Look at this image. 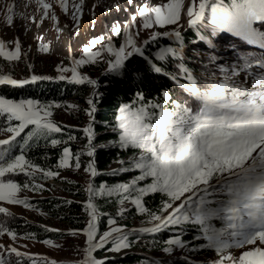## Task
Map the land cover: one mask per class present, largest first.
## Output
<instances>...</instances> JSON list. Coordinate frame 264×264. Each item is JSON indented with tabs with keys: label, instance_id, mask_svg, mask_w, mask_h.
Segmentation results:
<instances>
[{
	"label": "snow or ice",
	"instance_id": "obj_1",
	"mask_svg": "<svg viewBox=\"0 0 264 264\" xmlns=\"http://www.w3.org/2000/svg\"><path fill=\"white\" fill-rule=\"evenodd\" d=\"M34 2L40 8L41 24L44 19L59 23L55 13L57 4L78 24L85 5V0ZM125 2L134 9L126 24L116 22L110 34L91 39L83 48V56L73 59L72 67L57 69L61 73L58 79L96 89L98 82L78 71L81 66L102 61L108 72L122 76L130 58L139 56L152 73L170 80L173 89L164 88L151 99L137 92L133 100L119 105L114 122L108 126L115 139L103 145L96 142L95 127L101 93L93 91L84 109L88 123L80 129L86 144L76 152L71 143L77 137L71 132L66 139L54 138V134H64L66 128L72 127L52 119V109L62 107L61 104L0 95V118L7 125L0 128V134H10L0 139V214L13 216L4 204L32 208L28 198H21L20 193L43 191L45 186L36 183L38 178L65 179L60 170L83 167L90 177L84 205L89 218L84 228L68 232L70 236L86 238L82 259L74 264H106V258H97L94 253L101 249L120 253L133 246V237L139 242L144 235L155 236L166 231L173 235L159 242L164 254L171 255L178 249L211 253L203 259L184 255L185 264H264V0ZM16 8V0L5 6L9 26L14 23ZM185 25L199 33L198 40L191 43L206 42L208 53L186 49ZM141 30L149 35L139 41ZM222 33L255 50H242L232 43L228 46L232 55L219 62L221 58L212 37ZM113 35L122 43H114ZM163 38L172 43L161 44ZM13 43L14 50H9L0 39V57L5 61L21 59L19 39ZM153 44L156 48L149 51ZM48 50L47 44L39 45V51ZM66 72H71V76L63 75ZM51 79L54 77L36 74L16 79L12 74H3L0 67V85L23 87ZM41 141L52 147L63 145L54 168L42 167L27 156L26 150L39 147ZM109 146L132 153L127 160L118 159L116 163L120 167L111 170L113 176L128 173L131 178L97 186L93 183L101 174L96 166L97 150ZM84 155L89 158L86 165L81 163ZM19 175L27 177L28 182L22 184L13 178ZM155 195H160L161 201L153 210L148 207V198ZM96 199L117 203L119 217L134 209L144 218V226L126 230L127 226L118 224L116 218L100 212ZM102 215L108 216L107 230L100 232L98 221ZM42 227L45 231H60ZM189 232L191 238L185 239L184 234ZM5 236L12 242L21 238L38 241L35 233L21 237L0 222V237ZM38 242L62 247L51 239ZM12 255L16 257L15 264H24L25 259L30 264L47 262L44 256L21 251L14 244L0 243V264H11ZM143 264L166 262L145 258Z\"/></svg>",
	"mask_w": 264,
	"mask_h": 264
},
{
	"label": "trees",
	"instance_id": "obj_2",
	"mask_svg": "<svg viewBox=\"0 0 264 264\" xmlns=\"http://www.w3.org/2000/svg\"><path fill=\"white\" fill-rule=\"evenodd\" d=\"M183 35L185 36L186 42H190L198 36V33L195 29L187 27L183 30ZM160 43L164 44L172 42L167 41V38H163ZM155 48L156 45H150L149 51L154 50ZM189 63H192V61H189ZM80 69L83 74H86L92 79H97L98 87L95 91L101 93L97 104L98 111L95 125L97 132L96 142L98 145L108 144L109 141L115 139V133H112L108 126L114 122L116 110L119 105L133 100L137 92H143L147 98L151 99L154 96H159L162 89L167 88L171 90L174 87L172 82L166 77L152 73L145 61L139 56H133L130 58L127 62V71L122 76L108 72V66L102 61L97 64L81 66ZM31 74L51 76L54 77V79L30 83L23 87L0 85V95L13 99H38L43 103H48L50 101L64 102L66 100L77 102L81 108L80 115L77 116L74 123L58 122L61 125H69L72 127L66 128L64 134H54V138L66 139L67 133L71 132V134L77 137V140L71 143V147L74 152L79 151L86 144V139L80 129L88 123V117L86 116L84 109L88 107V92L92 86L87 84H75L68 79L59 80L57 74H54L52 71L35 67L32 69L28 68L25 75L20 79L28 78ZM69 75H71V73ZM13 77L16 78L14 75ZM5 125V120L0 118V127ZM25 131H28V129ZM62 147L63 145L52 147L50 144L45 145V142L41 141L39 147L33 146L30 150L26 151L28 158L34 163L39 164L42 167L54 168L58 163ZM16 154H18V152ZM131 155V152H126L112 146L98 148L95 159L97 169L101 174L93 180V183L98 186L104 182L112 184L130 179L131 174L121 173L120 175L113 176L111 175V170L120 167V165L116 163L118 159L127 160ZM88 160L89 158L86 155L81 157V163L83 162L84 165H86ZM13 178L22 184L25 183L26 180L28 181V178L24 175L15 176ZM89 180L90 177L87 174L85 181H67L61 188L62 190L60 192L54 191L50 187H44L43 192H46L45 194L31 199L33 206L47 216V221L59 225V227L57 225L51 226V228L60 229L59 232L45 231L44 227H42L45 226L43 223L28 221L19 216H12L9 223H11L16 232L21 234L35 233L39 240L50 237L66 236L72 229L84 228L86 221L89 218L84 208L87 200L85 189ZM39 181L47 183V179L38 178L36 183ZM47 185H49V183H47ZM65 201H72V203L68 204L65 203ZM160 201V195L150 197L148 198V207L154 210L158 208ZM94 202L98 205L101 213H108L110 216L117 219L118 224L126 225V230H132L144 226L142 222L144 218L137 214L134 209H131L130 205H127V207L131 210L124 217H119L116 215L119 210V205L117 203H110L103 199H96ZM107 219L108 216L103 215L99 218L98 223L100 232H103L106 229ZM171 235H173V232L171 231L159 233L155 236L144 235L139 242H135L136 238L133 237V246L127 250L111 254L106 253L105 249H101L94 253V255L97 258H106V264H143L145 258H157L166 262V264H185L183 256L188 254L176 250L173 254L168 255L161 251L163 245L159 242L167 239ZM78 236L81 240V251L79 256H75L73 259L57 261V264H74L75 261L82 259V249L83 247H86V238L83 235ZM184 238L190 239L191 233H185ZM152 241H156V243H153ZM190 257L193 258L192 256Z\"/></svg>",
	"mask_w": 264,
	"mask_h": 264
},
{
	"label": "rangeland",
	"instance_id": "obj_3",
	"mask_svg": "<svg viewBox=\"0 0 264 264\" xmlns=\"http://www.w3.org/2000/svg\"><path fill=\"white\" fill-rule=\"evenodd\" d=\"M11 2L12 0H0V39H3L6 42L9 50H14L13 42L18 38L21 43L22 55L19 61L13 62L5 61L3 57H0V67L3 69V74H12L16 79H20L25 75L29 68V64L38 69L52 71L54 74H57V77H59L61 73L58 72L57 69L60 67H72L73 59H79L83 56V48L89 44L91 39L101 35L110 34V29L116 22L125 25L130 19V14L134 12V9H130L125 0H85L83 15L78 24L72 19L70 14L63 13L58 4L55 7V13L59 19V23L50 19H44V22L41 24L40 8L36 5L34 0H16L17 8L15 11L14 23L9 26L6 23L7 14L5 6ZM140 2L141 0H137V3ZM151 2L154 4L158 2V0H151ZM33 17L35 18V22H33ZM137 23H139V21ZM93 25L95 26L93 27ZM186 28L187 26L185 25L183 30ZM148 35V32L141 30L140 37L138 38L139 41L148 38ZM212 39L217 46L216 52L221 58L219 62L228 60L232 55V50L228 47L232 43L237 44L238 48L240 47L242 50H255L252 46H242L238 38L232 37L230 34L222 33L220 36L212 37ZM193 40H198V36ZM113 41L117 45L122 43V40L114 35ZM191 41L186 42L187 50L196 49L204 53L209 52L206 42L192 44ZM40 44H47L49 50L47 52L39 51ZM25 53L26 55H24ZM78 71L82 72L80 68ZM70 73L71 72H66L63 73V75L70 77ZM48 103H59L62 105L60 108L54 107L52 109V119L57 123H74L77 116L81 113V108L77 102L73 100H66L64 102L50 101ZM66 105H77L78 107L75 109L66 108L64 107ZM8 135L10 134H0V139L7 138ZM82 165H84L83 162ZM60 173L61 177H64L65 179L49 178L47 179L49 185L40 181L37 183L45 184V187H50L54 191L60 192L62 190V187H60L61 183L65 184L67 181L72 180L85 181L87 176L83 167L80 170H76L75 168L62 169L60 170ZM25 182L28 181L26 180ZM45 193L46 192L43 191L24 190L20 193V197H27L33 206L31 199ZM3 206L8 207L13 213V216H19L28 221H35L37 223L41 222L49 228L56 225L59 227L57 223L47 221V216L38 211L34 206L32 208H24L22 205L8 204H4ZM11 217H6L3 214H0V222L6 223L7 226L14 229L11 223H9L11 221L10 219H12ZM105 230H107V227ZM18 234H20L21 237L24 236V234ZM45 239H51L55 245H60L62 247L45 245L38 242L39 239L38 241H33L21 238L16 242H12L7 236L0 237V243L6 245L14 244V246L18 247L21 251L44 256L47 258V262H50L51 260L63 261L73 259L80 254L81 240L79 236L73 237L66 235ZM25 244L27 245V248L23 247ZM178 251L197 259H203L204 256L211 255L209 252L189 253L187 249H178ZM106 253L112 254L113 252H108L106 250ZM9 259L11 264H15L16 257L14 255L10 256ZM24 264H30V262L25 259Z\"/></svg>",
	"mask_w": 264,
	"mask_h": 264
},
{
	"label": "water",
	"instance_id": "obj_4",
	"mask_svg": "<svg viewBox=\"0 0 264 264\" xmlns=\"http://www.w3.org/2000/svg\"><path fill=\"white\" fill-rule=\"evenodd\" d=\"M93 79L97 81L96 78H93ZM93 91H95V89H93V88L89 89V92H88V97L89 98H90V96H91V94H92Z\"/></svg>",
	"mask_w": 264,
	"mask_h": 264
},
{
	"label": "built area",
	"instance_id": "obj_5",
	"mask_svg": "<svg viewBox=\"0 0 264 264\" xmlns=\"http://www.w3.org/2000/svg\"><path fill=\"white\" fill-rule=\"evenodd\" d=\"M63 186H64V184H63V183H61L60 187H63Z\"/></svg>",
	"mask_w": 264,
	"mask_h": 264
}]
</instances>
